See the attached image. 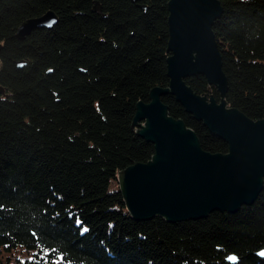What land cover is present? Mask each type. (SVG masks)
<instances>
[{"label":"trees","instance_id":"16d2710c","mask_svg":"<svg viewBox=\"0 0 264 264\" xmlns=\"http://www.w3.org/2000/svg\"><path fill=\"white\" fill-rule=\"evenodd\" d=\"M169 1L0 0V264H264V189L236 213L177 223L137 221L124 202L120 171L155 153L133 121L170 84ZM220 1L227 100L262 119L264 0ZM50 10L53 28L17 36ZM187 83L220 99L203 75ZM162 100L205 150L228 151L175 96Z\"/></svg>","mask_w":264,"mask_h":264},{"label":"water","instance_id":"95a60500","mask_svg":"<svg viewBox=\"0 0 264 264\" xmlns=\"http://www.w3.org/2000/svg\"><path fill=\"white\" fill-rule=\"evenodd\" d=\"M138 2L140 0H133ZM167 59L168 87L155 86L150 101H139L133 121L138 135L155 146L147 162H136L118 175L126 207L137 221L162 217L169 223L200 220L215 211L236 213L256 202L264 189V118L254 120L229 104V80L214 32L224 13L220 0H170ZM50 10L25 20L17 36L53 28ZM203 75L220 99L197 93L187 78ZM171 94L185 110L218 138L227 152L205 150L197 133L169 112L162 100ZM264 259V248L257 252ZM231 264L237 255L227 258Z\"/></svg>","mask_w":264,"mask_h":264},{"label":"rangeland","instance_id":"374dc122","mask_svg":"<svg viewBox=\"0 0 264 264\" xmlns=\"http://www.w3.org/2000/svg\"><path fill=\"white\" fill-rule=\"evenodd\" d=\"M17 253V252H16ZM18 254V253H17ZM4 256V255H3ZM3 256L1 258H3ZM5 259V258H4Z\"/></svg>","mask_w":264,"mask_h":264}]
</instances>
